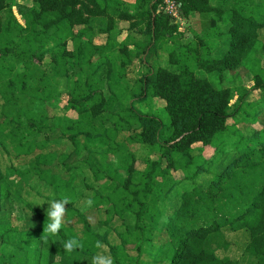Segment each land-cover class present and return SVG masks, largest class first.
<instances>
[{"label": "trees", "instance_id": "trees-1", "mask_svg": "<svg viewBox=\"0 0 264 264\" xmlns=\"http://www.w3.org/2000/svg\"><path fill=\"white\" fill-rule=\"evenodd\" d=\"M164 1L0 0V264H90L98 252L113 264H264L263 61L234 103L196 77L236 70L255 52L264 0H175L185 22L209 18L188 43L159 11ZM132 19L145 26L134 45L146 73L130 97L116 25ZM122 99L161 101L167 118ZM64 197V225L42 237L49 203ZM226 232L242 236L239 260L218 255L231 246ZM71 238L82 247L64 253Z\"/></svg>", "mask_w": 264, "mask_h": 264}, {"label": "rangeland", "instance_id": "rangeland-1", "mask_svg": "<svg viewBox=\"0 0 264 264\" xmlns=\"http://www.w3.org/2000/svg\"><path fill=\"white\" fill-rule=\"evenodd\" d=\"M124 1L127 4L130 3L132 7L136 3V0H124ZM20 3L21 4L24 3L30 6L31 0H20ZM6 5L7 3H5V6ZM90 5L91 3L89 2L88 4L86 3L80 8H78L80 11V14H83L82 10L84 11L85 8L91 7ZM132 13H135V11L133 10ZM3 16H4V12L2 11L0 12V18H2ZM197 21H200L201 26H196L194 21H191V22L186 21L184 25H180L181 32L184 33L185 35L184 39L181 40L182 43H188L189 42L188 39L192 38V34H190V30L194 29L197 32L198 31L201 32V30L209 27V18L203 16V17H199ZM133 25H135V27L131 28ZM84 27L85 26L83 25H77V23H75L74 32L78 33ZM144 27L145 26L138 19H132V21H129V22L118 21L116 25V30L119 34V40L117 41L118 43L123 44V46L126 45L125 49L123 50L124 52L118 48L119 53L124 54L131 61V63L128 64L126 75L119 74V77L120 78L124 77L126 83L129 85V95L128 96L130 97L132 96L133 90L137 86V83L140 81L142 76L146 73V68L145 66H141V61L137 53V47L136 45H134V43H142L141 41H143V35L140 33V30L144 29ZM100 34L101 33L97 35L98 37L96 38V43L98 44L106 43L107 37L103 35L101 36ZM257 39L258 41H257L255 52H253L246 60H244L242 62V65L238 69L224 70L219 67H212L207 71L199 70L196 73V77L205 81V83L207 84L209 88L214 89L218 92H221L223 90L230 91L232 96L234 95V98L232 99V103H234L237 100V97H235V93L238 88L242 87V88L250 89L253 86V73L256 71V69L254 68V65L258 61V59H261L264 65V29L259 30ZM117 56H118V53H116L113 56L114 61H117ZM69 60H71V58H69ZM163 66H167V62H164ZM70 74L74 76V79L77 82L83 81L85 79L84 73H82L78 68L72 69L70 71ZM106 78H107L106 82L104 86L102 87V90L100 91V93L103 95L102 97L103 105L102 106L105 107L107 110H110L112 109L113 105H111L109 102V99L111 96L110 91L108 87L107 88L105 87L107 85V81L109 80L107 76ZM250 98L252 100L258 99L259 93L251 94ZM67 101L68 99L65 96L62 97L61 102L63 106L66 105ZM121 104L123 105V107L125 106L127 107V105L131 106L132 104H135V108L144 114L151 113L153 115H156L161 120H165L167 118V115L164 109L165 104L158 100L152 101L150 104H148V103H140L134 99H129V100L122 99ZM117 105H114V107L116 108ZM120 108L121 107H118V109ZM72 115L75 116V113L74 112L69 113V116H72ZM106 119H107V116L104 118V121ZM109 125H111V123H109ZM256 128H258V126ZM64 150L66 152H69L71 151V148L65 146ZM132 151H133V147H132ZM206 152H207L206 153L207 157H211L214 153V150L206 149ZM135 155L138 158L137 164L135 167L138 170L139 169L143 170L144 165H145L143 153L137 150V152H135ZM87 209L89 208H83L82 212H85ZM9 210H10V207H8L5 210V213L1 216V218H3L4 216L8 217L10 214H12V212H9ZM94 216H95V213H92L91 222L93 225L96 222V220L93 218ZM226 235H227L228 240L231 243V246L227 251L225 250L219 251L218 255L220 257L228 256L233 260H236V259L239 260L242 254L241 246L244 244L242 240V236L241 235L234 236V234L230 232H226ZM128 241L131 242L132 240H128ZM133 244L134 243H131L130 246H133ZM244 262L245 263L248 262L247 256H245Z\"/></svg>", "mask_w": 264, "mask_h": 264}, {"label": "clouds", "instance_id": "clouds-1", "mask_svg": "<svg viewBox=\"0 0 264 264\" xmlns=\"http://www.w3.org/2000/svg\"><path fill=\"white\" fill-rule=\"evenodd\" d=\"M69 203L70 200L67 197L60 200L54 199L49 203V207L45 213L47 223L44 224L42 237L58 235L61 227L65 223V216L67 213L66 205ZM88 203L91 204V201ZM95 246L98 249L103 247L99 241L96 242ZM61 247L64 253H72L76 249L81 248L82 244L78 238H71L65 241ZM90 264H113V260L109 255L98 252L91 258Z\"/></svg>", "mask_w": 264, "mask_h": 264}, {"label": "built area", "instance_id": "built-area-1", "mask_svg": "<svg viewBox=\"0 0 264 264\" xmlns=\"http://www.w3.org/2000/svg\"><path fill=\"white\" fill-rule=\"evenodd\" d=\"M159 11L169 16L175 24H185V20L181 15L180 5L175 0H165Z\"/></svg>", "mask_w": 264, "mask_h": 264}]
</instances>
